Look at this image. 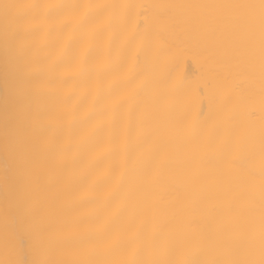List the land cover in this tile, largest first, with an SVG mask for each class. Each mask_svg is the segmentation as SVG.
Instances as JSON below:
<instances>
[{
    "label": "snow or ice",
    "instance_id": "obj_1",
    "mask_svg": "<svg viewBox=\"0 0 264 264\" xmlns=\"http://www.w3.org/2000/svg\"><path fill=\"white\" fill-rule=\"evenodd\" d=\"M138 7L160 15L136 24ZM157 19L169 35L196 29L211 57L226 46L232 68L259 72L264 95V0H0V40L36 101L26 162L36 264H264V130L258 173L249 167L239 179L254 141L226 115L187 118L163 76ZM208 154L215 179L201 185ZM177 159L208 228L160 211L156 187ZM8 215L6 205V227ZM0 264H17L7 246Z\"/></svg>",
    "mask_w": 264,
    "mask_h": 264
},
{
    "label": "bare ground",
    "instance_id": "obj_2",
    "mask_svg": "<svg viewBox=\"0 0 264 264\" xmlns=\"http://www.w3.org/2000/svg\"><path fill=\"white\" fill-rule=\"evenodd\" d=\"M135 5L161 3H220L228 0H122ZM136 24L142 25L147 17L158 18L160 10L148 7L131 10ZM75 23L76 21H71ZM154 28L164 32L156 40L160 50L164 79L171 85L183 106L187 118L193 123L226 115L240 136L251 137L256 154L237 167L239 179L247 168L259 171V143L264 130V95L261 92L259 72L254 75L237 70L229 64L226 46L216 50L211 57L203 48L204 36L194 28L177 30L169 35L163 21L157 19ZM26 77L13 55L6 51L0 40V260L9 258L17 264H36L41 259L33 228V209L27 192L26 162L31 148L29 113L36 103L25 88ZM107 79L99 82L106 86ZM123 143V138H121ZM111 145H104L107 152ZM242 153H237V158ZM211 155H205L197 180L201 185L211 183ZM115 162L119 164L120 158ZM7 178V180H6ZM259 178L257 175V190ZM11 185V190L9 189ZM194 184L183 174L177 159L156 187V198L162 215L182 219L186 224L208 228L209 220L204 206L193 196ZM9 215L5 226L4 209ZM60 246L54 245L50 254H59Z\"/></svg>",
    "mask_w": 264,
    "mask_h": 264
}]
</instances>
